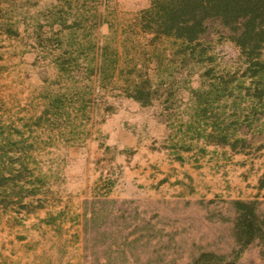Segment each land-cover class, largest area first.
<instances>
[{
	"label": "rangeland",
	"instance_id": "obj_1",
	"mask_svg": "<svg viewBox=\"0 0 264 264\" xmlns=\"http://www.w3.org/2000/svg\"><path fill=\"white\" fill-rule=\"evenodd\" d=\"M141 11L0 0V264L230 260L234 201L264 218L259 67L218 19L193 54L152 42ZM141 81L146 106L128 97ZM215 125L246 142L198 138ZM235 264H264V240Z\"/></svg>",
	"mask_w": 264,
	"mask_h": 264
},
{
	"label": "trees",
	"instance_id": "obj_2",
	"mask_svg": "<svg viewBox=\"0 0 264 264\" xmlns=\"http://www.w3.org/2000/svg\"><path fill=\"white\" fill-rule=\"evenodd\" d=\"M140 18L143 32L152 36V42L164 38L180 41L181 46L177 52L186 53L192 49L193 54L195 48L200 45L199 39L207 31V21L220 20L236 32L233 39L251 66L259 67L254 98L259 102L264 101V0H150V7L141 11ZM93 48L94 45L90 44L85 49ZM145 83L146 81L134 83L128 89V97L142 106L150 103V90L146 88ZM197 97L201 99L203 96L198 94ZM198 110L201 118L207 111L204 107ZM212 130L207 135L199 132L198 138L233 149L240 142H246V139L229 138L217 125L213 126ZM2 178L15 180L10 176ZM233 204L237 213L234 224L237 249L233 251V257L229 260L225 255L205 252L192 264H235L246 248L258 240H264V218L258 211V202L236 200Z\"/></svg>",
	"mask_w": 264,
	"mask_h": 264
},
{
	"label": "crops",
	"instance_id": "obj_3",
	"mask_svg": "<svg viewBox=\"0 0 264 264\" xmlns=\"http://www.w3.org/2000/svg\"><path fill=\"white\" fill-rule=\"evenodd\" d=\"M131 10H143L149 7V0H119Z\"/></svg>",
	"mask_w": 264,
	"mask_h": 264
}]
</instances>
